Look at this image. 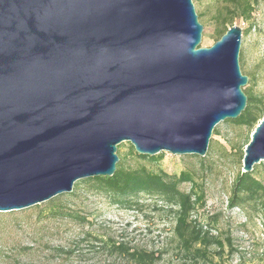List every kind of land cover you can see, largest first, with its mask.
I'll return each instance as SVG.
<instances>
[{
	"label": "water",
	"instance_id": "1",
	"mask_svg": "<svg viewBox=\"0 0 264 264\" xmlns=\"http://www.w3.org/2000/svg\"><path fill=\"white\" fill-rule=\"evenodd\" d=\"M193 0H0V211L113 176L119 144L205 156L240 117L243 27L210 47ZM243 171L264 160V117Z\"/></svg>",
	"mask_w": 264,
	"mask_h": 264
},
{
	"label": "rangeland",
	"instance_id": "2",
	"mask_svg": "<svg viewBox=\"0 0 264 264\" xmlns=\"http://www.w3.org/2000/svg\"><path fill=\"white\" fill-rule=\"evenodd\" d=\"M219 1L193 0L199 20L204 24L200 46L210 47L218 38L214 14ZM233 24L243 27L240 66L249 77L244 89L253 87V93L264 99V0L258 1L250 21L237 18L233 23H227L228 26ZM216 127L220 132L213 133L205 156L164 151L161 160L152 163L130 154L131 145L124 141L119 144L118 165L124 159L127 165L144 163L177 176L184 170L192 173L194 182L185 181L180 186L189 191L192 183H197L205 189L207 204L200 209L201 217L207 223L204 228L210 227L208 216L219 213L220 222L213 233L223 237L232 234L234 244L240 248L232 258L227 249L222 257L217 255L214 262L197 264H239L240 256L244 255L247 261L256 257L264 242L263 198L249 200L245 208L229 207L234 183L243 171V154L253 132L250 133L245 125H237L231 118ZM252 171L264 182V160L255 164ZM83 180H79L69 192H75L73 195H63L51 202L58 198L55 196L19 210L0 211V264H134L122 257H108L90 241H82L80 248L70 256L58 255L56 247L74 245L86 230L113 235L117 239H130L155 250L166 247L168 251L156 264H196L183 258L174 248L172 219L167 209H163L161 200L142 197V208L122 207L113 202L110 195L90 189ZM52 204L67 205L84 213L89 223L83 225L68 216L52 215L49 209Z\"/></svg>",
	"mask_w": 264,
	"mask_h": 264
},
{
	"label": "trees",
	"instance_id": "3",
	"mask_svg": "<svg viewBox=\"0 0 264 264\" xmlns=\"http://www.w3.org/2000/svg\"><path fill=\"white\" fill-rule=\"evenodd\" d=\"M258 1L220 0L214 14L217 21V40L230 27L227 23H233L237 18L250 21ZM252 89L253 87L244 89L249 96L248 104L240 117L232 119L237 125H245L250 133L255 130L258 122L264 117V99L260 95H255ZM214 132L219 133L220 130L216 127ZM130 154L152 163H158L164 152L148 156L137 153L135 147L131 145ZM83 181L89 184L90 189L106 193L108 196L110 195L113 202L130 209L142 208V197L161 200L163 209H167L171 216L170 219H172L171 240L174 243V248L178 250L179 254H182L183 258H189L193 263L214 262L217 255L222 257L227 249L232 258L240 250L234 244L232 234L223 237V235L213 233L216 225L220 222L219 213L208 216L210 227L204 228V224L207 223L201 217L200 209L207 204L206 191L197 183H192V189L189 191L181 188L180 185L185 181L194 182L192 173L187 170L177 176L168 174L161 168H150L144 163H139L136 166L127 165L123 159L113 176H93ZM74 193H63L58 195V198L52 199L51 202L60 199L63 195H73ZM260 197L263 198L264 203V182L256 175L255 171H241L234 183L229 207L245 208L249 200ZM49 209L52 215L68 216L83 225L89 223L87 215L67 205L52 204ZM82 241H90L92 246H96L101 253L110 258L122 257L134 264H156L168 251L166 247L155 250L142 244H135L130 239H117L113 235L86 230L74 245L56 247L58 255L70 256L76 253ZM262 246V251L256 257L248 259L249 261L244 255L240 256L239 264H252L250 262L264 264V242Z\"/></svg>",
	"mask_w": 264,
	"mask_h": 264
}]
</instances>
